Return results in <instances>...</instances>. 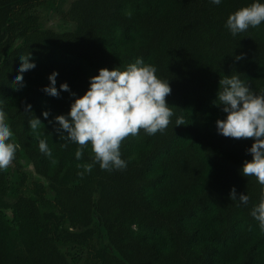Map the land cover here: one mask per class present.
<instances>
[{
	"label": "trees",
	"instance_id": "16d2710c",
	"mask_svg": "<svg viewBox=\"0 0 264 264\" xmlns=\"http://www.w3.org/2000/svg\"><path fill=\"white\" fill-rule=\"evenodd\" d=\"M66 1L0 6V107L21 145L0 171V264H264V232L250 215L264 186L241 171L253 139L216 127L227 115L215 103L221 78L239 75L264 91V24L236 36L224 26L252 0H73L64 10ZM49 11L75 29L45 27ZM28 53L36 67L17 89L12 78ZM138 57L168 80L172 123L125 138L126 169L102 170L90 144L77 160L79 145L61 138L54 120L75 97L46 94L49 75L58 71L56 87L67 82L82 96L100 68L124 70ZM179 116L184 125H175ZM233 187L247 205L230 199Z\"/></svg>",
	"mask_w": 264,
	"mask_h": 264
},
{
	"label": "clouds",
	"instance_id": "9594fccd",
	"mask_svg": "<svg viewBox=\"0 0 264 264\" xmlns=\"http://www.w3.org/2000/svg\"><path fill=\"white\" fill-rule=\"evenodd\" d=\"M223 0H210L211 4L220 5ZM264 24V0H252V3L230 13L225 21V28L232 36L246 32L249 28H258ZM31 53L20 55L22 62L18 65V73L13 76L17 89L25 86L24 73L36 67ZM244 54L237 55L236 60L243 59ZM155 65L148 64L142 57L135 59L124 70L114 67L100 68L98 75L89 78V87L82 96L72 92L67 82L56 87L58 71H53L48 79L49 85L43 91L58 97L61 91H67L75 99L66 114L54 117L57 132L67 142L79 145L75 151L77 160L81 159L84 147L91 145L94 161L102 170L109 172L127 168V161L122 158L121 143L129 135L136 136L141 130L148 135L164 132L175 115L166 101L172 89L168 80L158 76ZM216 104L222 106L227 115L217 119V132L225 137L252 138L253 143L246 149L251 160H245L242 174L255 177L264 186V91L256 92L246 84L239 75H225L219 81ZM31 104H27L25 112H30ZM44 117L49 112L43 113ZM30 129L37 130L42 124L38 117L28 121ZM175 125H184L179 116ZM14 133L6 120V113L0 107V171L7 169L17 156L21 145L11 138ZM39 150L51 156V149L45 139H39ZM63 147H67L64 144ZM88 165L85 171H91ZM83 175L84 173H80ZM230 199L239 200L247 205L250 197L230 191ZM251 217L258 222L259 229L264 232V190L259 202L250 209Z\"/></svg>",
	"mask_w": 264,
	"mask_h": 264
},
{
	"label": "rangeland",
	"instance_id": "374dc122",
	"mask_svg": "<svg viewBox=\"0 0 264 264\" xmlns=\"http://www.w3.org/2000/svg\"><path fill=\"white\" fill-rule=\"evenodd\" d=\"M15 1H17V0H0V6L11 4ZM72 1L73 0H67L62 6L63 9L66 10L69 7L70 2H72ZM44 25L47 28H52V29L56 30L57 32L72 31L75 29V26L73 24L65 23L64 21H62L59 13L52 12V11L45 12V14H44ZM24 164H25V167L27 169V174L29 176V179L30 180H31V178L37 179L38 177L35 173H33L32 166L26 162H24ZM49 196L52 197V194L50 193ZM7 218L8 219L11 218L10 214L7 215Z\"/></svg>",
	"mask_w": 264,
	"mask_h": 264
}]
</instances>
